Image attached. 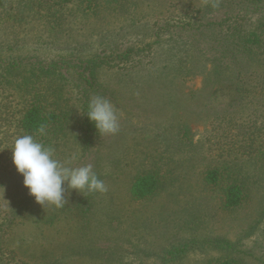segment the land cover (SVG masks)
<instances>
[{
    "label": "trees",
    "instance_id": "trees-1",
    "mask_svg": "<svg viewBox=\"0 0 264 264\" xmlns=\"http://www.w3.org/2000/svg\"><path fill=\"white\" fill-rule=\"evenodd\" d=\"M157 1L159 5L152 12L157 16L143 21L141 14L136 20L123 15L130 12L131 5L139 8L137 0H0V20L24 31L17 40H0V177L12 166L11 147L21 135L31 134L45 146L53 147L55 157L60 144L72 134L83 150H90L93 143L105 145L103 135L98 134L83 111L94 95L117 103L122 90L120 100L127 115L131 113L129 106H133L140 107L138 115L144 117L136 128V137L145 125L153 128L150 144L142 148L144 142L139 141L138 146H128V161L118 160L116 165L122 174L131 175L124 183L131 200L142 202L166 190L170 187L169 181L163 180L166 174L186 177L187 172L182 171L185 160L177 162L175 155L190 153L192 160L197 159L194 157L198 152L193 154V122L205 126L201 148L207 164L189 174L199 176L197 181L203 190L216 193L222 209L237 210L251 201L245 174L254 175L255 169L264 166V0ZM173 5L178 11L171 10ZM105 14L121 18V28L87 38V20H100ZM82 29L85 31L77 33ZM34 35L38 38L34 39ZM192 63L199 65L203 83L200 88L185 91L180 80L184 67ZM157 84L163 85V94L156 92L158 95L148 97L149 90H157ZM140 92L149 107L152 102L160 108L155 116L164 115L162 128L156 129L155 118L145 114L149 108H143L138 101L136 94ZM71 101L77 107V132L73 131ZM41 126L43 134L39 132ZM127 136L120 125L109 152L100 155L101 162L103 156L119 150V141ZM162 143L164 163H160L163 158L157 147ZM139 152L145 153V161ZM100 159L93 170L108 189L117 181L116 172L104 176ZM107 193L108 190L84 192L79 196V210L72 215H80L81 222L82 215L93 213L96 197ZM34 199L29 195L23 203ZM4 210L8 208H0V215ZM10 212L0 218V264H8L3 255L11 246L10 251L15 253L9 259L26 255L37 258L41 250L32 254L24 249L26 244V248L30 247L24 238L13 245L15 221L7 216ZM43 215L34 220L41 229L46 223L64 219L52 210L43 211ZM73 219L76 227L82 225L79 217ZM207 244L215 248L233 245L224 238H211ZM17 262L28 264L26 258ZM208 264L237 262L225 257Z\"/></svg>",
    "mask_w": 264,
    "mask_h": 264
},
{
    "label": "rangeland",
    "instance_id": "rangeland-1",
    "mask_svg": "<svg viewBox=\"0 0 264 264\" xmlns=\"http://www.w3.org/2000/svg\"><path fill=\"white\" fill-rule=\"evenodd\" d=\"M137 2L138 5L140 4L138 9L136 6L131 5L130 12H125L123 15H128L131 20H136L137 14H141L140 19L143 21L157 16L152 13L153 9L159 5L157 0H137ZM141 8L144 10L143 13L141 12L143 10H140ZM171 10L176 11V6H171ZM104 16L100 20H87V24L84 25V28L87 29V38L121 28L123 24L121 18H114L108 14ZM39 30L36 31V35L39 34ZM80 31L85 30H79L77 33H80ZM1 33L3 38H0V40L4 39L5 41V39H8L7 41H10L22 37L24 31L21 27L11 26L7 21L0 20ZM36 35H34V39L38 38ZM110 79L111 82L115 83L113 78ZM180 82L185 91L200 88L203 83V74L199 65L192 63L185 66ZM162 86V84H157V90H149L146 95L148 97L155 96L156 92L162 95V91L165 90ZM121 91L119 90L117 103L112 101L118 109L120 125L128 132L126 140L119 141L121 146L119 150L116 149V152L113 151L110 155L106 154L101 162L100 158L102 156L100 155L109 152L114 135L102 136L103 142H106L105 145L103 143L94 145L93 143L90 145L92 150H83V146L72 134L69 139L66 138V141L60 144L56 151L58 155L55 158L61 161L76 156L77 159L72 162V166L78 167L91 163L94 167L95 161H98L99 157V162L102 165L101 171L104 176L110 174L111 171L116 172L114 175L117 178L115 185L113 182L110 183L108 193L96 197L97 203L90 216L89 214L82 215L84 220L80 222V215H72L80 208L78 203L79 196L82 194L73 189H66L65 195L68 203L63 208L44 207L37 203L35 199L33 202L23 203L24 198L29 196V191L22 187L24 186L23 177L17 172L13 162L8 173L0 177V208H8L7 211L1 212L0 218L8 211L13 213L16 211L14 217L12 212L7 214L16 222L13 223V232L16 239L13 241V245H18L20 243L19 238H24L26 243L30 245L26 248V244L24 249H29L32 254L41 250L37 258L26 255L24 257L26 263L208 264L221 258L233 257L237 264H264V166L258 170L255 169L253 171L254 175L252 173L245 174L252 192L251 201L237 210L222 209L220 206L221 201L216 193L203 190L200 187V181H197L199 176L197 174L192 175L193 172L189 174V171L197 169L198 172L207 164L201 148V138L205 126L191 122L192 139L195 145L193 154L195 151L198 152L194 157L197 159L192 160L190 153L181 152L175 155L177 162L178 160L179 162L185 160L182 171L187 172L185 173L186 177L175 178L171 174H166V179L163 180L169 181L170 187L166 190H160L148 200L134 202L130 199L124 186L126 178L131 175L129 172L122 174V171L116 165L118 160L128 161L130 157L128 146L137 145L139 141L144 142L142 148L148 146L153 128L150 129L149 126L145 125L144 128L142 127L144 131L140 133L139 137H136L139 134L136 128L141 125L144 117L138 115L140 114V107L137 106V108L129 106L132 115L131 117L130 114L127 115L126 110L123 108L124 102L120 100ZM126 95L129 97L128 94ZM136 97L143 108L144 106L149 108L148 110L145 108V114H148L152 119L155 118L156 126L154 127L156 129L162 128L165 125L162 119L164 115L155 116L160 109L158 105L154 106V103L151 102L149 107L145 103L146 98L143 92L136 94ZM70 104L72 106L69 109L74 111L72 115L74 118L73 125L75 126L73 131L77 132L79 130L75 121L77 107L73 106V101ZM139 119L141 120L140 123H136V120ZM130 120L132 122H129ZM157 121L161 123L159 124ZM143 136L146 139H142ZM157 147L161 151L160 156L163 158L160 163H164V157L166 156L164 143ZM98 150H101L100 154H97ZM138 154L142 161H145V153L139 152ZM134 172L131 174H134ZM165 183L167 186V182ZM16 184L18 186L21 184V186L18 187ZM18 202H20L19 207L21 203L25 204L21 205L22 210H19V207L16 208ZM49 210L62 215L61 218L64 219H57L54 224L46 223L45 227L40 223L46 231L47 237H45L44 230L39 228V223L34 220L41 219L44 216L43 211L48 212ZM73 217H79L78 223L82 225L76 227L77 224H74ZM211 238H224L231 241L233 245L225 248L210 247L207 242ZM181 247H184V250L180 251L179 248ZM10 249L4 251L5 255L3 256H7L4 258V263L18 264L17 259H24L15 258V256L9 259L15 253L13 249L12 251ZM42 253L44 256L41 255Z\"/></svg>",
    "mask_w": 264,
    "mask_h": 264
},
{
    "label": "clouds",
    "instance_id": "clouds-1",
    "mask_svg": "<svg viewBox=\"0 0 264 264\" xmlns=\"http://www.w3.org/2000/svg\"><path fill=\"white\" fill-rule=\"evenodd\" d=\"M83 112L94 124L98 134L115 135L119 132L118 109L109 98L102 95L90 97ZM39 132L44 133L43 126ZM11 150L12 162L23 177V185L28 189L29 195L44 207L63 208L68 203L66 189L82 194L105 193L108 190L91 163L72 166L76 156L61 161L55 158L53 147L45 146L31 134L17 137Z\"/></svg>",
    "mask_w": 264,
    "mask_h": 264
}]
</instances>
